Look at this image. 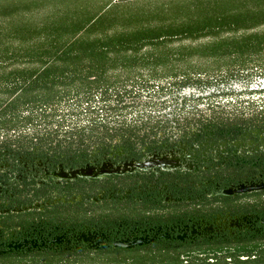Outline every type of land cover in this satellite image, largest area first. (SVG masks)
I'll return each mask as SVG.
<instances>
[{"label": "flooded vegetation", "instance_id": "1", "mask_svg": "<svg viewBox=\"0 0 264 264\" xmlns=\"http://www.w3.org/2000/svg\"><path fill=\"white\" fill-rule=\"evenodd\" d=\"M217 83L90 147L0 150V264H264V78Z\"/></svg>", "mask_w": 264, "mask_h": 264}, {"label": "trees", "instance_id": "2", "mask_svg": "<svg viewBox=\"0 0 264 264\" xmlns=\"http://www.w3.org/2000/svg\"><path fill=\"white\" fill-rule=\"evenodd\" d=\"M247 76L264 78V0H0L2 151L90 147Z\"/></svg>", "mask_w": 264, "mask_h": 264}]
</instances>
